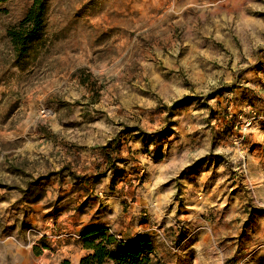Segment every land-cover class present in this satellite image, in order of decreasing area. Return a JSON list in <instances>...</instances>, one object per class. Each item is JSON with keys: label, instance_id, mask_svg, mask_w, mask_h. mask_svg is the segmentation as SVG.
<instances>
[{"label": "rangeland", "instance_id": "rangeland-1", "mask_svg": "<svg viewBox=\"0 0 264 264\" xmlns=\"http://www.w3.org/2000/svg\"><path fill=\"white\" fill-rule=\"evenodd\" d=\"M0 3V264H264V0Z\"/></svg>", "mask_w": 264, "mask_h": 264}, {"label": "trees", "instance_id": "trees-1", "mask_svg": "<svg viewBox=\"0 0 264 264\" xmlns=\"http://www.w3.org/2000/svg\"><path fill=\"white\" fill-rule=\"evenodd\" d=\"M6 0H0L4 2ZM45 0H33V4L20 22L25 34L10 31L13 42H25L34 38L43 23ZM82 247L87 255L78 264H150L149 255L152 253L149 242L140 241L133 248H126L109 235L106 229H91L82 236ZM63 264H69L64 261Z\"/></svg>", "mask_w": 264, "mask_h": 264}]
</instances>
